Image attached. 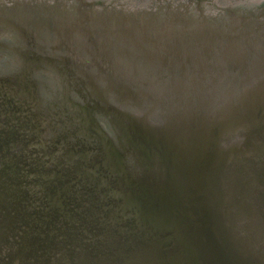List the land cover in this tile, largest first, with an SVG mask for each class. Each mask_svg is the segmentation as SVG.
I'll use <instances>...</instances> for the list:
<instances>
[{
  "label": "water",
  "instance_id": "1",
  "mask_svg": "<svg viewBox=\"0 0 264 264\" xmlns=\"http://www.w3.org/2000/svg\"><path fill=\"white\" fill-rule=\"evenodd\" d=\"M67 2L0 6L1 38L59 28L104 82L0 67V264H264V2Z\"/></svg>",
  "mask_w": 264,
  "mask_h": 264
},
{
  "label": "rangeland",
  "instance_id": "2",
  "mask_svg": "<svg viewBox=\"0 0 264 264\" xmlns=\"http://www.w3.org/2000/svg\"><path fill=\"white\" fill-rule=\"evenodd\" d=\"M67 1L69 2L70 0H66V2ZM99 1H102L106 7L115 8L114 11H112L113 13H118V10H120L118 7L120 4V5H123V7H125L123 9V11L131 10V11H129V13L131 14L133 12L132 11L133 9H142L143 11L147 10L150 12H152V11L155 12V10H159L158 12L161 13V11L163 10V9H161L162 7H169L170 5L173 7H176L177 5L183 6V3L186 0H99ZM263 2H264V0H208L209 5L211 7L216 5L218 7L217 9H219L220 12L222 10H226L227 7L233 6V5L244 6V5L248 4L249 6H256V5L262 4ZM191 4L193 6H195V2H192ZM205 9H208V8L205 7ZM217 9L214 11H217ZM120 11H122V10H120ZM56 12H59V9L56 10ZM67 12L70 13L69 10ZM55 14H53V15H55ZM76 16L77 15L75 14V17ZM58 29L59 28L54 29L55 35H52L51 37H47L43 33L37 32L35 29H30L29 31L26 32L27 35L26 34L24 35L25 41L21 40L19 42L16 41V42H11V43H5L4 38L0 37V43L1 44L9 45L10 49H12V51H16V53H17L16 54L15 52H12V51L8 52L7 50L0 51V52L4 53V56L2 55L3 60L9 61L11 63H13L14 60L22 61L21 56L23 57V55H25V57H27V59H29V61H30V59L34 60L36 58H38V59L46 58V59H49V60H51L57 64V69H56L57 71L59 69H61L63 74H65V75L67 74L66 82H68V78L70 76L69 74L75 75V77H79L82 79H84L85 76L93 75L96 80L92 78L93 80H92V82H90L89 86L91 87V85L94 84V85H96V87H95L96 89H98V90H100L101 88L104 89V87H103L104 82L98 80V77H97V75H99V73H101V72L99 70H97V68L95 66L90 65V63L88 61L89 59H87L86 55H84V54L83 55L81 54V56L78 55V53L76 52L77 47L73 44V40L71 38H69L68 35L63 34V32L60 33V31ZM90 35H91L90 37H91L92 41L95 43L100 42V41L103 43L105 42L103 40V38H101L99 36V34H97V33L93 32V33H90ZM90 48H92V47H90ZM93 50H95V49H93ZM62 60L63 61L69 60V62H71V60H73V61H75L74 62L75 65H72V63L66 64V62H63ZM87 65L89 66V68H86ZM43 68L45 70H48V72L53 73L50 70L51 68L49 66L43 65ZM62 72L58 73V74H62ZM53 75H54V73H53ZM55 76H56V78L58 77L57 75H55ZM46 77L48 78L47 75H46ZM64 77H66V76H64ZM88 82H89V80H88ZM64 86L67 89V85H64ZM90 87L86 88L87 92H90V90L92 88V87L91 88ZM83 92H85V91H83ZM68 97L72 101H75L78 103L82 102L81 98H79V96L75 92H73L72 90H71V92L68 93ZM86 134H87V132H86Z\"/></svg>",
  "mask_w": 264,
  "mask_h": 264
},
{
  "label": "flooded vegetation",
  "instance_id": "3",
  "mask_svg": "<svg viewBox=\"0 0 264 264\" xmlns=\"http://www.w3.org/2000/svg\"><path fill=\"white\" fill-rule=\"evenodd\" d=\"M10 1H11V2H14V1H16V0H10ZM10 1H9V0H0V6H2L3 9H4L5 11H9V8H7L6 6H7L8 4H10ZM100 2H102V1H100ZM119 5H120V4H119ZM120 6H121V5H120ZM122 6H123V5H122ZM122 9H123V7H122ZM4 41H5V43H11V42H15L16 40L4 39ZM4 50H5V49H4ZM0 51H3V49L0 48ZM1 53H2V52H0V66H1V67H5V66H7L8 64H7L6 60H5V61L3 60Z\"/></svg>",
  "mask_w": 264,
  "mask_h": 264
},
{
  "label": "bare ground",
  "instance_id": "4",
  "mask_svg": "<svg viewBox=\"0 0 264 264\" xmlns=\"http://www.w3.org/2000/svg\"><path fill=\"white\" fill-rule=\"evenodd\" d=\"M19 1V0H18ZM17 36H15V37H12V38H10V40H16V39H18V38H16ZM4 39H7V38H4ZM18 41V40H17Z\"/></svg>",
  "mask_w": 264,
  "mask_h": 264
}]
</instances>
